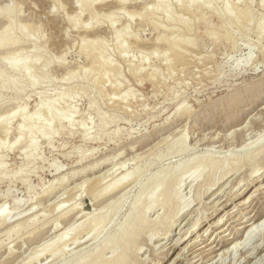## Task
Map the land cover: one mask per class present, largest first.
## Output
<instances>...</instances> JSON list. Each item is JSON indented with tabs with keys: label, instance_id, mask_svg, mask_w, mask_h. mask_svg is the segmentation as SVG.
<instances>
[{
	"label": "rangeland",
	"instance_id": "1",
	"mask_svg": "<svg viewBox=\"0 0 264 264\" xmlns=\"http://www.w3.org/2000/svg\"><path fill=\"white\" fill-rule=\"evenodd\" d=\"M98 2L0 0V215L2 208L9 214L5 224H0V264H36L39 260H44L43 264H70L81 250L103 249L130 212L132 221L138 222L148 187L161 176L159 171L165 176L194 157L197 162L187 163L192 168L186 176L192 177L187 178L176 198L168 194L170 199H164V205L148 211L146 221L133 235L142 246L139 255L129 249L122 264H219L227 257L225 264H243L242 251L251 258L244 264H264V242L258 235L257 241L240 250L236 258L229 256L235 242L250 233L238 225L240 221L248 219L251 223V216L257 213V222H264V186L254 199L247 198L256 186L264 185V0ZM83 5L92 10L86 11ZM8 9L13 15H7ZM100 53L104 59L100 60ZM10 56L19 57L16 68L10 66ZM25 63L33 68L25 70ZM56 103L62 119L39 130L43 125L39 117ZM29 113L36 116L22 138L18 128ZM5 127L8 133L2 131ZM184 134L186 145L179 140ZM186 146L189 148L177 153ZM213 169L216 178L225 172L228 175L207 190L206 179ZM100 174L105 179L98 184L94 176ZM123 175H127L123 190L95 198L99 188ZM236 175H240V183L228 187ZM142 189L146 192L141 208L134 209ZM200 191H205L204 204L199 202ZM57 204L62 207L57 209ZM206 204L209 207L205 210ZM176 208L182 212L175 217L168 215ZM64 212L68 213L59 216ZM95 216L103 218L102 222L85 236L94 238L79 247L68 243L64 251L49 255L44 247L52 243L59 248L60 240L55 238L58 232L73 226L67 239L75 234L83 236ZM57 218L60 228L55 231L51 224ZM217 220L219 223L213 224ZM160 221L162 227L170 225L169 233L164 237L167 230H160L149 240ZM193 223L197 230L177 240ZM16 224H20L18 233L8 234ZM131 238H125L124 243ZM222 238L227 241L218 245ZM193 240L203 247L189 254ZM121 246L107 249V258L118 255ZM210 246L217 250L208 255L200 253ZM35 253L40 256L38 260Z\"/></svg>",
	"mask_w": 264,
	"mask_h": 264
},
{
	"label": "bare ground",
	"instance_id": "2",
	"mask_svg": "<svg viewBox=\"0 0 264 264\" xmlns=\"http://www.w3.org/2000/svg\"><path fill=\"white\" fill-rule=\"evenodd\" d=\"M58 1V0H57ZM99 2H103V1H109V0H98ZM123 2L124 1H126V0H122ZM128 1V0H127ZM196 1V0H195ZM94 2V1H93ZM92 2V3H93ZM98 2V3H99ZM194 2V1H193ZM58 3V2H57ZM77 3V2H76ZM187 3V2H186ZM86 4V3H85ZM165 4V3H164ZM190 4V3H189ZM87 5H89V4H87ZM184 5H187V4H184ZM192 5H194V4H192ZM84 6V5H83ZM82 6V7H83ZM91 6V5H90ZM250 6V5H249ZM249 6H248V8H249ZM79 7V6H78ZM167 7V6H166ZM239 8V7H238ZM244 8H247V6L246 7H244ZM73 9V8H72ZM84 9L87 11H89V9H91V7H89V6H87L86 8H85V6H84ZM106 9V8H105ZM83 11V12H86V11ZM92 10V9H91ZM90 10V11H91ZM98 10V9H97ZM7 12H9V13H7V15H13L12 14V10L11 9H8V10H6ZM5 11V12H6ZM15 11V10H14ZM79 11V10H78ZM89 11V12H90ZM116 11V10H115ZM153 11H154V9H153ZM153 11H152V13L151 12H149L150 14H153ZM195 12H196V10H194ZM230 11V10H229ZM240 11H242V10H240ZM247 11V10H246ZM248 11H250V10H248ZM248 11H247V13L246 14H248ZM89 12H87V15L89 14L90 15V13ZM94 12H95V10H94ZM228 12V11H227ZM202 13V12H201ZM230 13V12H229ZM241 13V12H240ZM113 14V13H112ZM137 14V13H136ZM148 14V13H147ZM223 14V13H222ZM79 15V14H78ZM107 16H108V14H106ZM131 15V14H130ZM248 15H250V14H248ZM97 16V15H96ZM100 16H102V15H100ZM151 16V15H150ZM152 16H156L155 15V13H154V15H152ZM168 16V15H167ZM250 16H252V15H250ZM70 17V16H69ZM74 17V16H73ZM91 17H92V15H91ZM104 17V16H103ZM160 17V16H159ZM165 17H166V15H165ZM246 17V16H245ZM244 17V18H245ZM10 18V17H9ZM72 18V17H71ZM104 18H107V17H104ZM128 18V17H127ZM144 18V17H143ZM178 18H181V17H178ZM183 18V17H182ZM253 18V17H252ZM252 18H250L251 20H252ZM11 19V18H10ZM75 19H76V16H75ZM161 19V18H160ZM185 19V18H184ZM72 20V19H71ZM79 20V19H78ZM77 20V21H78ZM169 20V19H168ZM177 20H179V19H177ZM213 20V19H212ZM261 20H262V17H261ZM260 20V21H261ZM11 21V20H10ZM101 21V20H100ZM169 21H172V19L171 20H169ZM181 21V20H180ZM180 21H179V23H180ZM248 21V20H247ZM253 21V20H252ZM264 21V20H263ZM223 22V21H222ZM249 22V25H250V22L251 21H248ZM157 23V22H156ZM175 23V22H174ZM237 23H238V20H237ZM252 23V22H251ZM258 23H260V22H258ZM258 23H256V25H260L261 26V24H258ZM158 24V23H157ZM160 24V23H159ZM177 24V23H176ZM183 24V23H182ZM262 24H264L263 22H262ZM126 25V24H125ZM248 25V24H247ZM76 26H78V25H76ZM222 26V25H221ZM251 26V25H250ZM249 26V27H250ZM263 26V25H262ZM262 26H261V28H262ZM166 27V26H165ZM170 27V26H169ZM176 27V26H175ZM188 27V26H187ZM191 27V26H190ZM241 27V26H240ZM256 27V26H255ZM172 28V27H171ZM177 28V27H176ZM206 28V27H205ZM224 28V27H223ZM258 28V27H257ZM260 28V27H259ZM260 28V29H261ZM264 28V27H263ZM262 28V29H263ZM13 29H15V28H13ZM125 29V28H124ZM126 29H127V27H126ZM178 29V28H177ZM119 30V29H118ZM167 30V29H166ZM169 30V29H168ZM256 30V29H255ZM125 31V30H124ZM127 31V30H126ZM130 31V30H129ZM207 31V30H206ZM258 31H259V29H258ZM118 32V31H117ZM229 32V31H228ZM262 32V31H261ZM130 33H131V31H130ZM223 33V32H222ZM117 34V33H116ZM122 34V33H121ZM219 34V33H218ZM221 34V33H220ZM224 34V33H223ZM223 34H222V36H223ZM228 34V33H227ZM262 34H264V33H262ZM125 35H127V34H125ZM128 35H130V34H128ZM259 35H261V34H259ZM258 35V36H259ZM165 36V35H164ZM171 36V35H170ZM173 36H174V34H173ZM176 36V35H175ZM215 36V35H214ZM219 36V35H218ZM225 36V35H224ZM235 36V35H234ZM12 37V36H11ZM118 37V36H117ZM162 37V36H161ZM172 37V36H171ZM171 37H169V38H171ZM227 37V36H226ZM101 38V37H100ZM174 38V37H173ZM177 38H179V37H177ZM177 38H175V39H177ZM187 38V37H186ZM193 38V37H192ZM192 38H191V41H192ZM215 38V37H214ZM232 38V37H231ZM260 38V37H259ZM11 39V38H10ZM102 39V38H101ZM123 39H125V37L123 38ZM163 39V38H162ZM166 39H168V38H166ZM172 39V38H171ZM93 40V39H92ZM103 40V39H102ZM169 40V39H168ZM178 41H179V39H177ZM181 40V39H180ZM183 40V39H182ZM93 41H95V40H93ZM170 41V40H169ZM172 41V40H171ZM178 41H176V42H178ZM9 42V41H8ZM8 42H7V44H8ZM13 42V41H12ZM98 42H99V40H98ZM121 42V41H120ZM173 42V41H172ZM175 42V41H174ZM179 42H181V41H179ZM184 42H186V41H184ZM184 42H182V43H184ZM9 43H11V42H9ZM93 43V42H92ZM97 43V42H96ZM101 43H103L102 41H101ZM121 43H123V42H121ZM159 43H160V41H159ZM166 43H167V41H166ZM195 43V42H194ZM260 43V42H259ZM97 44H100V43H97ZM170 44V43H169ZM175 44V43H174ZM199 44V43H198ZM102 45V44H101ZM120 45V44H119ZM191 45V44H190ZM99 46V45H98ZM188 46H189V44H188ZM194 46V45H193ZM117 47V46H116ZM171 47L172 48H175V47H173L172 46V44H171ZM192 47V46H191ZM94 48V47H93ZM98 48H100V47H98ZM176 48H177V46H176ZM105 49V48H104ZM103 49V50H104ZM261 49H262V47H261ZM260 49V51H262ZM102 50V49H101ZM264 50V49H263ZM98 51V50H97ZM105 51V50H104ZM116 51H117V49H116ZM179 51V50H178ZM182 51V50H181ZM19 52H22V51H20L19 50ZM100 52V51H99ZM107 52V51H106ZM119 52V51H118ZM167 52V51H166ZM169 52V51H168ZM182 52H184V51H182ZM12 53V52H11ZM120 53V52H119ZM123 53V52H122ZM125 53V52H124ZM127 53V52H126ZM187 53V52H186ZM16 54L18 55V53L16 52ZM188 54V53H187ZM199 54V53H198ZM100 56L102 55V53H100L99 54ZM104 56H105V53L103 54ZM166 55V54H165ZM193 55V54H192ZM16 56V55H15ZM96 56H98V55H96ZM124 56V55H123ZM209 56V55H208ZM11 57V56H10ZM199 58H200V56H198ZM12 58V60L10 59V61H11V67H13V68H16V64L17 63H15V61L19 58H17V57H11ZM101 58H102V56L100 57V60H101ZM195 58H197V56L195 57ZM198 58V59H199ZM96 58H94V60H95ZM98 59V58H97ZM102 59H104V58H102ZM107 58H105V60H106ZM110 59V58H109ZM260 59V58H259ZM19 60V59H18ZM167 60H169V59H167ZM262 60V59H261ZM26 61V60H25ZM106 61H108V59L106 60ZM18 62V61H17ZM36 62V61H35ZM93 62V61H92ZM96 62V61H95ZM98 62V61H97ZM100 62V61H99ZM103 62H105V61H103ZM109 62V61H108ZM168 62V61H167ZM172 61H170V63H169V66H170V64H172L171 63ZM198 62V61H197ZM111 64H113L112 62H110ZM101 64V63H100ZM103 64V63H102ZM200 64V63H199ZM139 65V64H138ZM166 65V64H165ZM105 66V65H104ZM108 66H110L109 64H108ZM113 66V65H112ZM20 67V66H19ZM25 67V70H30L31 68H33V67H30L29 66V64H26L25 63V65H23V68ZM100 67H103L102 65H100ZM99 67V70L101 69ZM139 67V66H138ZM210 67V66H209ZM106 68V67H105ZM108 68V67H107ZM107 68H106V70H107ZM110 68V67H109ZM121 68L122 67H119L118 69H120L121 70ZM140 68V67H139ZM168 68H170V67H168ZM160 69V68H159ZM158 69V70H159ZM203 69V68H202ZM201 69V70H202ZM105 70V69H104ZM103 70V71H104ZM109 71V70H108ZM107 71V72H108ZM122 71V70H121ZM120 71V72H121ZM135 71V70H134ZM137 71V70H136ZM135 71V72H136ZM140 71V70H139ZM154 71H156V72H158L157 71V69L156 70H154ZM29 72V71H28ZM99 72V71H98ZM155 72V73H156ZM105 73H106V71H105ZM119 73V72H118ZM141 73H143V71L141 72ZM150 73V72H149ZM103 74H104V72H103ZM136 74L138 75L139 73H137L136 72ZM151 74H152V72H151ZM154 74V73H153ZM157 74H160V73H157ZM209 74V73H208ZM99 75V74H98ZM120 75V74H119ZM149 75V77H150V74H148ZM154 75H156V74H154ZM104 76H105V74H104ZM121 76H122V74H121ZM121 76H119V78L121 77ZM198 76V75H197ZM152 77V76H151ZM150 77V78H151ZM155 77V76H154ZM116 78H117V76H116ZM195 78H196V75H195ZM121 79V78H120ZM154 79V78H153ZM152 79V80H153ZM116 80V79H115ZM117 82V81H116ZM115 82V83H116ZM113 83H114V81H113ZM114 83V84H115ZM117 84H120V83H117ZM165 84V83H164ZM122 85V84H121ZM114 86H116V85H114ZM171 86V85H170ZM105 87V86H104ZM103 87V88H104ZM117 87H118V85H117ZM106 90V89H105ZM127 91H128V89H126ZM126 90H125V94H126ZM129 90H130V88H129ZM103 94V93H102ZM107 94V93H106ZM128 94V93H127ZM104 95V94H103ZM108 95V94H107ZM106 95V96H107ZM124 95V94H123ZM62 96V95H61ZM66 96V95H65ZM109 96V95H108ZM114 97V96H113ZM116 98V97H115ZM124 98V97H123ZM122 98V99H123ZM262 98H264V96L262 97ZM62 99V98H61ZM64 99V98H63ZM117 100H120V99H117ZM124 100H125V98H124ZM255 100H258V98H256ZM58 100H56L55 102H57ZM64 101V100H63ZM126 103H127V101H126ZM53 104V103H52ZM59 104V103H58ZM57 103L56 104H54V105H52V106H50V107H48V109L46 110V112H43V114H44V116H40L39 117V119L40 120H42V123H43V125H41V126H39L38 127V129L40 130V129H42V127L43 126H45V124L47 125V124H52V122L53 121H55V120H61L62 119V117H63V115L61 114V113H59L58 111H59V108H58V105ZM130 104V103H129ZM184 104V103H183ZM60 106H62V105H60ZM180 106V105H179ZM180 108H182L181 110H183V107H180ZM185 108V107H184ZM25 109V108H24ZM145 109V108H144ZM63 110V109H62ZM180 110V109H179ZM185 110H187L186 108H185ZM190 110V109H189ZM184 111V110H183ZM188 111V110H187ZM16 112V111H15ZM14 112V113H15ZM184 113H187V112H184ZM244 113V112H243ZM30 114V113H29ZM65 114V113H64ZM178 113L176 112V115H177ZM13 115V114H12ZM34 113L32 114H30V115H24V120H22V123L19 125L20 127L18 128L19 129V131H20V137H22L23 138V134H24V131L28 128V126L29 125H31L30 124V120L34 117V116H36V115H34ZM184 115V114H183ZM66 116L67 115H65V118H66ZM70 116V115H69ZM69 116H67V117H69ZM178 116H179V114H178ZM235 117V116H234ZM262 117V121H264V116H261ZM35 118V117H34ZM105 119V118H104ZM103 119V120H104ZM34 120V119H33ZM106 120V119H105ZM231 120V119H230ZM107 121V120H106ZM105 121V122H106ZM232 121H234V120H232ZM63 122V121H62ZM104 122V123H105ZM261 122H259V120H258V124H260ZM106 124V123H105ZM48 127V126H47ZM256 127V126H255ZM258 127V126H257ZM49 128V127H48ZM3 129V128H2ZM7 128L5 127V129L4 130H2V131H5L6 133H8L7 132ZM30 130V129H29ZM53 130V129H52ZM27 133H28V131H27ZM31 133V132H30ZM36 133V132H35ZM237 133V132H236ZM239 133H241V132H239ZM239 133H237V135L239 134ZM186 134V133H185ZM184 134V135H185ZM219 134V133H218ZM256 137V136H255ZM204 138V137H203ZM212 138V137H211ZM211 138H208V139H211ZM20 139V138H19ZM18 139V140H19ZM184 139H186V135L185 136H181L180 138H179V140H180V143L183 145V144H185L186 145V142L184 143ZM233 139H234V137H233ZM18 140H16V141H18ZM204 140V139H203ZM229 140V139H228ZM236 141H238L237 139H236ZM251 142V141H250ZM247 144V143H246ZM177 145V144H176ZM241 146V145H240ZM244 146V145H243ZM186 148L188 149L189 147L188 146H186V147H183V148H180V149H178V147H177V149H178V152L177 153H179V152H182V150L183 151H185L186 150ZM226 148V147H225ZM260 150V149H259ZM176 151V150H175ZM261 152V151H260ZM176 153V152H175ZM256 154V153H255ZM262 154V153H261ZM264 154V153H263ZM262 154V155H263ZM246 155V154H245ZM260 155V154H259ZM2 156V155H1ZM247 156V155H246ZM236 157V156H235ZM256 157V156H255ZM196 159H198L197 157H194V158H188L187 160H185L184 162H181V163H179L176 167H174L173 168V170H171V172H169L170 174H166L165 176H163V174H161V171H159V173H160V177L159 178H157L155 181H154V183H152V186L151 187H148V188H150L149 190H148V192H149V194H148V196H147V199H146V204L142 207L143 209L140 211V215L138 216V222L137 223H135V222H133L132 221V216H133V211L132 212H130L126 217H125V219L120 223V226L118 227V231H116L115 233H113V235L112 236H110L109 238H108V240L105 242V245L102 247L103 249H101V248H99V246H96V248H88V249H84V250H81V251H79L75 256H74V258L71 260V263L70 264H122L123 263V261H124V258L126 257V253L127 252H129L128 250L129 249H133V252H134V254H138L139 252H140V249L142 248V246H140V240H138L136 237H133V235H136V233H137V231H138V229L140 228V224H142L143 222H145L146 221V219H147V214H148V211L150 210H153V209H155V208H157V206H159L160 205V203H161V205H164L165 203H164V199H167V198H169L170 196H168V194H170V195H172V196H176V195H178L179 193H180V189L182 188V186L184 185V182L187 180V178H190V177H192V175H188V176H186L187 175V173L189 172V170H191V168L192 167H190V165H188L187 163H189V162H193V161H195ZM260 159H261V157H260ZM263 159V158H262ZM226 160V159H225ZM238 160V159H237ZM228 161H230V160H228ZM233 161V160H232ZM239 161V160H238ZM256 161V160H255ZM105 162V161H104ZM107 162V161H106ZM196 162H197V160H196ZM212 162L213 161H211V164H212ZM215 162V161H214ZM220 162V161H219ZM218 162V163H219ZM224 162V161H223ZM261 162V161H260ZM108 163V162H107ZM224 163H226V162H224ZM236 163V162H235ZM239 163V162H238ZM245 163V162H244ZM250 163V162H249ZM263 163V162H262ZM124 164H126V162H121L120 163V165H124ZM215 164H217V163H215ZM214 164V165H215ZM237 164V163H236ZM256 164V163H255ZM259 164V163H258ZM117 165V164H116ZM194 165H195V163H194ZM193 165V166H194ZM210 165V164H209ZM214 165H212V166H214ZM221 165V164H220ZM234 165V164H233ZM238 165V164H237ZM217 166V165H216ZM215 166V167H216ZM222 166V165H221ZM231 166V165H230ZM263 166H264V163H263ZM262 166V167H263ZM195 167V166H194ZM214 167V168H215ZM213 168V167H212ZM234 168H236V166L234 167ZM241 168V167H240ZM110 170H112L111 168L110 169H108V170H106V172H110ZM211 170V169H210ZM216 170L218 171V169L216 168ZM216 170L215 169H213V172H211V174H210V172H209V176H208V179H206V180H208L206 183L208 184V187H207V190L208 189H210V188H212L219 180H221V179H223V178H225V176L226 175H228V172H225L224 173V175H222V176H220V177H217L216 178V175H215V173H216ZM234 170V169H233ZM256 170V169H255ZM4 171V170H3ZM222 171V170H221ZM231 171V170H230ZM240 171H241V169H240ZM264 171V170H263ZM220 172V171H219ZM233 172V171H232ZM248 172V171H247ZM253 172V171H252ZM237 173V171H235L233 174L231 173V175L230 176H228V177H226V179L228 180V178H231L232 176H234L235 174ZM239 173V172H238ZM242 173V172H241ZM104 174H106V173H104ZM104 174H100V175H98V176H94V178L97 180L96 182L98 183V184H101L100 182L103 180V179H105V178H103V176H105ZM108 174V173H107ZM126 174V173H125ZM75 176V175H74ZM186 176V177H185ZM118 177V176H117ZM126 177H127V175H123V176H120L119 178H114V180L113 181H111L109 184H107L106 186H104V187H101V188H99V191H100V193H98L97 195H95V198H97V200H98V197L100 196V195H102V194H106V193H108V192H117V191H120V190H123L124 189V182H125V180H126ZM185 177V179H183ZM103 178V179H102ZM239 178H240V175H236L234 178H232L226 185H229V184H231V185H229L228 187H232V186H234L235 184H238V183H240L239 182ZM65 180V179H64ZM88 180V179H87ZM195 179H191V181H194ZM84 182V181H83ZM93 182V181H92ZM247 182V181H246ZM85 183H87V182H85ZM85 183H83V184H85ZM90 183H91V181H90ZM96 183V184H97ZM64 184V183H63ZM81 184V183H80ZM79 184V185H80ZM82 184V186H84ZM88 184V183H87ZM86 184V185H87ZM171 184V185H170ZM61 185V184H60ZM89 185V184H88ZM202 186H203V184H201ZM77 186H78V184H77ZM81 186V185H80ZM90 186H91V184H90ZM201 186V187H202ZM204 186H206V185H204ZM264 185H261V186H256L257 188L247 197V198H252V199H254L255 198V193L257 192V190L258 189H260L261 187H263ZM74 187H76V186H73V188ZM96 187V186H95ZM80 188V187H79ZM83 188V187H82ZM76 189H78V187L76 188ZM84 189V188H83ZM82 189V190H83ZM95 189V188H94ZM191 189V188H190ZM206 189V188H205ZM204 189V190H205ZM89 190V189H88ZM91 190H93V188L91 189ZM68 191V190H67ZM199 191V190H198ZM241 191V190H240ZM92 192V191H91ZM146 192V189H142V191L139 193V195L137 196V199L135 200V202H134V205H133V207H134V209L135 208H139L140 207V203H141V201H142V199H141V197L143 196V194ZM198 193V192H197ZM205 193V191H200L199 192V198H200V200H199V202L201 203V204H204V203H206L203 199H202V196H203V194ZM234 193V192H233ZM110 194V193H109ZM155 194H157V197H154L155 196ZM107 195V194H106ZM163 195V198H160V196H162ZM60 196V195H59ZM196 196H197V194H196ZM264 197V196H263ZM100 198V197H99ZM176 198V197H175ZM181 198V197H180ZM179 198V199H180ZM184 198V197H183ZM196 198V197H195ZM170 199V198H169ZM173 199V198H172ZM198 199V198H197ZM56 200V199H55ZM54 200V201H55ZM190 200V199H189ZM203 200V201H202ZM245 200V199H244ZM186 201H188V200H186ZM192 201V200H191ZM194 201V200H193ZM246 201V200H245ZM166 202V201H165ZM170 203V202H169ZM175 203V202H174ZM193 203V202H192ZM240 202H238V204H239ZM243 203H244V201H243ZM179 204V203H178ZM188 204V203H187ZM186 204V205H187ZM191 204V202L189 203V205ZM237 204V205H238ZM34 205V204H33ZM38 205V204H37ZM179 205H181V204H179ZM36 206V205H35ZM176 206V205H175ZM188 206V205H187ZM187 206H183L184 208H187ZM204 206V205H203ZM243 206V205H242ZM60 207H62L61 206V204H57L56 205V208L58 209V208H60ZM177 207H179V206H177ZM183 207H181L182 209H184ZM205 207V210H206V208H208L209 207V205H205L204 206ZM256 207V206H255ZM6 208V207H5ZM34 207H32V209H33ZM52 208H54V205H53V207ZM141 208V207H140ZM161 208H163V206L161 207ZM211 208V207H210ZM260 209H262V207L260 206L259 207ZM74 209V208H73ZM179 208H176V211H174V213L172 214V212H171V214H168V215H172L171 217H175L176 216V214H178L179 212H180V210L181 209H179ZM254 209V208H253ZM256 209H258V208H256ZM2 210V213H1V215H0V224H5V222L8 220V217H9V214L8 213H5V210L6 209H1ZM185 210V209H184ZM183 210V211H184ZM172 211V210H171ZM198 211H200V210H198ZM260 211V210H259ZM258 211V212H259ZM170 212V211H169ZM181 212H182V210H181ZM205 212V211H204ZM66 213H68V212H64V213H59V216H60V214L61 215H64V214H66ZM72 213V212H71ZM227 213L228 214H230L231 212L230 211H227ZM227 214V215H228ZM13 216V215H12ZM18 216V215H17ZM69 216H71L70 214L68 215V216H64V217H69ZM197 216V215H196ZM57 217H58V215H57ZM137 217V216H136ZM244 217V216H243ZM242 217V218H243ZM259 215L256 213V214H253L252 216H251V218H254V221H252L251 223L248 221V219L246 220V221H240L239 223H238V225H240V226H243V227H245L246 228V232H250L246 237H245V239H243V240H241V241H236L235 242V246H234V248H235V250H233V251H231L230 252V255L229 256H233L234 258H236L237 257V253L240 251V250H243V249H245L246 247H247V245L248 244H253L255 241H257V238H256V236L258 235L260 238L262 237L263 239V241L262 242H264V222L263 223H261L260 224V221L259 222H257L258 221V219H259ZM195 218V217H194ZM33 219H35V218H33ZM59 218H57L51 225L53 226L52 228L56 231V230H58V228H60V223H59V220H58ZM102 219L103 218H99V217H97V216H95V218L92 220V222H90L91 224L89 225V226H91V228H90V230L85 234L84 233V235L83 236H80L79 234L78 235H74V236H72L71 238H69V239H67L68 238V233H69V230L70 229H72V227L73 226H71L69 229H66V231H60V232H58L57 234H56V239L58 240H60V245H59V248H55L54 246H53V244L51 243V245L48 247V248H46V246L44 247L46 250H48L49 249V255L50 256H53V254L55 255L56 254V251L58 250V251H64L65 250V247L68 245V243H71L72 242V244H76L75 245V247H79V246H82L83 244H84V242H88V241H90L91 239H92V237L94 238V236H92L91 238H86L85 236H89V233H91L93 230H96L98 227H99V225L101 224V222H102ZM135 219V218H134ZM31 220V219H30ZM89 220V219H88ZM91 221V220H90ZM192 222V221H191ZM194 222V221H193ZM23 223V222H22ZM86 223V222H85ZM162 223H163V221H160L159 223H157L159 226V229L157 228V230H156V232L155 233H153L152 235H150V237H149V240H153L154 238H155V236L157 235V234H159V233H161L160 232V230H164V229H166L167 231L165 232L166 234H164V232H163V235H164V237L169 233L168 231H169V229H170V225H168V226H165V227H162L161 225H162ZM168 223H169V221H168ZM219 223V221L217 220L216 222H214L213 224H218ZM28 224V223H27ZM76 224V223H75ZM84 224V223H83ZM213 224H212V226H210V229L212 230V229H214L213 227ZM19 226H20V224H18ZM81 225V224H80ZM164 225H166V224H164ZM19 226L17 227V224H16V226H14L11 230L9 229V232H7L8 234H12L11 233V231H16L17 233H18V230H17V228H19ZM84 226H86V225H84ZM83 226V227H84ZM143 226V225H142ZM235 226V225H234ZM263 226V227H262ZM17 227V228H16ZM23 227V226H22ZM79 227V226H78ZM77 227V228H78ZM157 227V226H156ZM155 227V228H156ZM237 227H239V226H237ZM162 228V229H161ZM46 229V228H45ZM74 230V229H73ZM197 230V226H196V223H193V225L192 226H190V227H188L187 229H185V231L182 233V235L180 236V238H177V240L178 239H181V240H183V239H185V238H187V235H188V233H194L195 231ZM84 231V230H83ZM85 232V231H84ZM139 232V231H138ZM180 233H181V230H180ZM88 234V235H87ZM139 235V234H138ZM149 235V234H148ZM245 235V234H244ZM243 235V236H244ZM257 236V237H258ZM131 237H133V239L131 238ZM258 237V238H259ZM54 238V239H55ZM125 238H131L130 239V241H128V243L126 244V243H124V239ZM256 238V239H255ZM56 239L55 240H53V241H56ZM253 239H254V241H253ZM70 240H72V241H70ZM149 240H148V243H149ZM176 240V241H177ZM222 241H220L219 243H218V245L219 244H224L226 241H227V239L225 240V239H221ZM253 241V242H252ZM51 242V241H50ZM190 242V241H189ZM261 242V243H262ZM47 243V242H46ZM46 243H45V245H46ZM55 243V242H54ZM144 243V242H143ZM176 243V242H175ZM261 243H258L257 245H253V248H256L257 246H259ZM50 244V243H49ZM118 244H122L124 247H122V251L118 254V255H116V256H114V257H112V258H107V256H106V254H105V252H106V250L107 249H114V248H116V246L118 245ZM142 244V243H141ZM149 244H151V243H149ZM157 245V244H156ZM189 244H187L185 247H184V249L182 248V250H184V252H186L185 250H186V247L188 246ZM190 245H194L192 248H187L188 250H187V252L189 253V254H195L197 251H199V250H201V248L203 247V246H201V247H198L199 245L197 244V242L196 241H194L193 240V242H191L190 243ZM48 246V245H47ZM133 246V247H132ZM163 246V245H162ZM252 246V245H251ZM156 247V246H155ZM157 248V247H156ZM38 249V248H37ZM41 249H43V248H41ZM44 250V249H43ZM215 250H217V248H216V246H210L209 248H207V251H203V252H200V253H203V254H205V255H208V254H211L212 252H214ZM41 253H43L42 251H41ZM40 252H39V255L41 254ZM38 254V253H37ZM242 254H244V258H243V264L244 263H247V262H249L250 260H251V258H250V256H249V254L248 253H245V252H243L242 251ZM34 256L36 255V253L35 254H33ZM39 255H36V259L38 260V258L40 257ZM139 255V254H138ZM197 255V254H196ZM31 256V255H30ZM42 257V256H41ZM44 257V256H43ZM128 257V256H127ZM29 259H33V258H30V257H28ZM49 257H47L46 259H48ZM103 258H105V260L103 259ZM201 258H204V256L203 257H201ZM228 258V257H227ZM227 258H224V260H223V258L221 259V262L219 263V264H222L224 261H226V259ZM45 259V258H44ZM55 259V258H54ZM136 259V258H135ZM220 259V258H219ZM53 260V259H52ZM51 260V261H52ZM131 260V259H130ZM139 260V259H138ZM235 260V259H234ZM26 261V260H25ZM27 261H28V259H27ZM26 261V262H27ZM44 260H39V261H35L34 263H36V264H38V262L39 263H41L42 262V264L44 263L43 262ZM47 261V260H46ZM136 262H137V260H135ZM31 262H33L32 260H31ZM132 261H130V263H131ZM226 263V262H225ZM225 263H223V264H225ZM47 264V263H46ZM63 264V263H62ZM125 264H126V262H125ZM132 264H134V263H132ZM137 264V263H136ZM144 264V263H143ZM234 264H236V262L234 263Z\"/></svg>",
	"mask_w": 264,
	"mask_h": 264
}]
</instances>
